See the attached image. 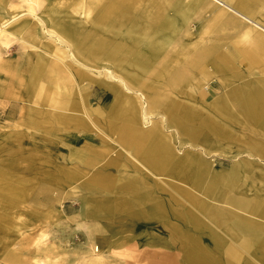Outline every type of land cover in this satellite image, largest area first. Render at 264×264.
<instances>
[{"label":"bare ground","instance_id":"6f19581e","mask_svg":"<svg viewBox=\"0 0 264 264\" xmlns=\"http://www.w3.org/2000/svg\"><path fill=\"white\" fill-rule=\"evenodd\" d=\"M202 1L204 8L214 4L218 10L196 41L186 44L181 52L176 51L173 55L167 48L175 50L180 45V33H184L181 36L190 34L189 25L181 21L185 15L180 19L167 16L166 5L171 6L173 0H164V6L158 0H52L47 11L50 15L62 12L82 14L94 26H102L103 31L106 29L108 33L122 23L130 25L126 32L123 31L121 39L92 30L82 35L69 22H53L55 25L47 27V31L57 34L58 39L68 42L69 46L76 47L72 56L80 66L98 71L100 79L94 78L93 83H100L108 92L104 101L105 115H100L101 123L116 134L119 142L126 143L129 150L139 156L137 158L145 163L149 172L157 171L160 175L164 174V178L178 179V182L194 189L202 185L209 172L208 165L202 157L189 153L180 156L172 135L164 131L158 120L152 118L151 121L150 115L154 112L166 115L170 125L194 143L208 145L213 139L216 142L219 140L241 145L248 154L264 158V0ZM33 2L39 4V0ZM135 14L139 15L136 20ZM38 19L45 26V21L41 17ZM140 19L145 22L141 23ZM56 20L59 19L54 17L53 21ZM16 29L11 32L13 35L37 45L34 41L38 35L29 25L22 24ZM162 30L166 34L158 38ZM3 33L0 31V38ZM233 46L238 54L233 51ZM234 55L247 61L249 67L239 70L235 66ZM67 57L58 46L53 53L55 59L45 61L42 69L29 66L31 77L40 79L37 100L45 97L46 89H49L51 92L48 91L47 101L54 111L30 110L25 117L27 122H38L49 131L85 127L83 120L71 113L76 105L70 100L78 79L85 81L89 75L67 63ZM157 59L169 60L163 67L164 71L158 74L162 79L158 89H152L155 87L124 72L128 64L155 72ZM210 63L214 66L212 74L206 71ZM212 75L223 86V91L208 103L205 96L211 89L204 81ZM230 77L241 78L244 82L235 86ZM184 84H188V89ZM179 86L181 88L177 89ZM182 95L190 97L182 98ZM191 100H194L193 103L189 102ZM229 122L237 124L245 134L232 129ZM258 135L262 137L258 138ZM78 154L86 158L89 165L99 157L101 160L104 155L102 148L99 153L96 149L87 148ZM243 167L248 169L250 165L247 163ZM238 169V166L234 168L230 175L216 169L211 171L215 183L211 193L219 201L243 210L249 216L227 207L210 206L196 197L190 188L172 181H159L160 190L168 194L164 201L161 198L157 200L155 196H143V190L134 183L126 184L125 193L130 194V206L135 207L134 216L142 213L144 217L149 215L153 218L152 215L156 214L164 222L168 219L165 209L183 204L184 200L193 202L187 211L182 207L171 208L178 218L167 221V226L180 240L185 257L192 264H257L256 261L264 264V222L257 220L264 219V197L248 196L247 191H233L232 183ZM56 170L64 178L77 175L76 170L67 166ZM78 170L85 173L83 169ZM257 177L264 179V174ZM111 178L108 174L96 173L92 176L91 187L109 189ZM255 179L256 176H251L252 181ZM250 188L264 191V184L260 189L253 185ZM25 190V180L17 178L10 166H0V229L8 225V210L23 201ZM122 201L123 197L101 196L95 204L84 200L79 215L87 218L98 209L112 211L119 208ZM151 202L156 203V209L150 211ZM184 216L185 223H191L192 233H186L179 226ZM202 235L210 237L215 249L204 243Z\"/></svg>","mask_w":264,"mask_h":264},{"label":"rangeland","instance_id":"374dc122","mask_svg":"<svg viewBox=\"0 0 264 264\" xmlns=\"http://www.w3.org/2000/svg\"><path fill=\"white\" fill-rule=\"evenodd\" d=\"M173 1L171 6L166 5L167 16L180 19L185 15L184 20L181 21L189 25L190 34L185 36H181L184 33L179 34L180 45L175 50L167 48V51L171 52L170 55L176 51L181 52L186 44L196 41L218 10L214 4L204 8L201 5L202 0ZM2 2L0 31L4 33L0 38V166H10L17 178L25 180L26 194L20 204L8 210L10 214L8 225L0 229V264H192L185 257V250H182L180 240L167 226V221L178 218L171 208L182 207L187 211L193 206V202L184 200L183 204L165 209L164 213L168 215L166 222L156 214L152 215L153 218L134 216L132 212L135 207L130 206L132 203L130 194L125 193L126 184L130 183L140 187L143 196H155L157 200L161 198L164 201L168 194L160 190L159 181H172L190 188L196 197L210 206L227 207L249 216L245 214L247 212L215 198L211 193L215 183L210 172L216 169L220 173L230 175L238 166V173L232 183L233 191L238 193L247 191L248 196L262 198L264 191H253L250 187L253 185L260 189L264 184V179L257 177L264 174L263 157L248 154L241 145L226 144L219 140L216 142L213 139L208 145L194 143L172 127L166 115L154 112L150 115L151 121L152 118L158 120L164 131L172 135L179 155L189 153L202 157L203 162L209 167V172L204 177L202 185L195 189L178 182V179L175 181L164 178V174L160 175L157 171L149 172L145 168V163L137 158L139 156L132 153V149L129 150L126 143L121 140L119 142L116 134L110 132L101 123L100 118L105 115L104 101L108 92L100 83H93L94 78L100 79L98 71L80 66L72 56L76 47L69 46L68 42L59 40L57 34L47 31V27L55 25L53 22H69L82 35L92 30L105 32L110 38L121 39L123 31L126 32L130 25L122 23L119 28L109 30L108 33L106 29L103 31L102 26H94L79 13L62 12L50 15L47 11L52 5V0H39V4L33 0ZM158 2L164 6V0ZM38 17L45 21V26ZM54 17L59 20L53 21ZM137 17L139 15L135 14L134 19ZM140 22L143 23L145 20L140 19ZM22 24L29 25L36 31L38 37L34 42L37 45L29 44L11 33ZM42 32L44 35H41ZM164 34H166L164 30L160 31L158 38L164 37ZM58 46L68 55L65 59L67 63L89 75L88 79H84L85 81L78 79L70 100L76 105V109L71 113L83 120L85 123L83 128L49 131L38 122L30 123L25 120L28 111L33 109L44 113L54 111L47 101L48 93L51 92L49 89H46L45 97L37 100L40 79L31 77L32 72H29L28 68L31 65L42 69L45 61L55 59L53 53ZM232 48L237 52L235 46ZM168 61V59H157L155 72L150 69L142 70L136 65L133 67L132 64L126 65L124 72L136 77L140 82L144 81L155 87L152 89H158L162 81L158 74L164 71L163 67ZM234 63L242 71L249 67V63L240 60L238 56L234 57ZM206 67L208 73L214 72L211 63ZM240 74L244 75L243 72ZM230 79L235 86H241L244 82L241 78L230 77ZM204 83L211 89L205 96V101L209 103L218 96L217 93L219 95L222 93L223 86L214 79L213 75ZM184 85L188 89V84ZM180 88L179 86L177 89ZM186 97L190 96L182 95V98ZM193 101L189 102L193 103ZM229 123L236 132L245 134L240 126L238 129L237 124ZM86 144H92L94 148L96 146L102 148L104 154L102 159L100 160L98 156V160L92 165L82 162L84 158L78 154V150ZM97 151L99 153V150ZM247 163L250 168L244 169L243 165ZM61 166L76 170V177H60L56 168L59 169ZM78 169L85 170V173H81ZM96 173H104L112 177L109 179L112 184L109 189L91 187L92 176ZM251 176H256V179L252 181ZM100 196L123 197V201L119 208L112 211L98 209L87 218L81 217L79 213L83 201L88 200L89 203L95 204V200ZM165 201L169 202L166 199ZM155 205V202L150 203V211L156 209ZM185 219L184 216L179 226L186 233H192L191 223L186 224ZM257 220L264 222L261 218ZM194 233L198 235L197 232ZM202 237L206 245L215 249L209 236L202 235ZM256 263L261 264L258 261Z\"/></svg>","mask_w":264,"mask_h":264},{"label":"crops","instance_id":"0c3cea01","mask_svg":"<svg viewBox=\"0 0 264 264\" xmlns=\"http://www.w3.org/2000/svg\"><path fill=\"white\" fill-rule=\"evenodd\" d=\"M94 146H96V145H94ZM76 148H77V146H76ZM80 148H81V149H79L78 152H81V153H83L87 148H88V149H96V150H99V149H100L99 146H96V147L94 148V147L92 146V144H91V145H89V144L82 145ZM85 159H86V158H85ZM85 159H84L82 162H86ZM86 163H87V162H86ZM76 165H78V164H76ZM81 165H83V164H81ZM142 215H143L142 213L138 214L139 217H144V216H142ZM148 217L150 218L149 215H148ZM144 220H145V219H144Z\"/></svg>","mask_w":264,"mask_h":264}]
</instances>
